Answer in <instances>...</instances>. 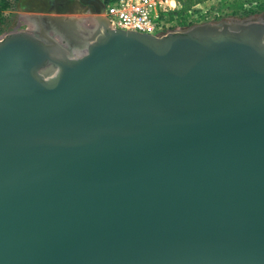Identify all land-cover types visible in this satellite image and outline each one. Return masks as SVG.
<instances>
[{"label":"water","instance_id":"95a60500","mask_svg":"<svg viewBox=\"0 0 264 264\" xmlns=\"http://www.w3.org/2000/svg\"><path fill=\"white\" fill-rule=\"evenodd\" d=\"M102 14L0 41V264H264V23Z\"/></svg>","mask_w":264,"mask_h":264},{"label":"built area","instance_id":"2783aa9c","mask_svg":"<svg viewBox=\"0 0 264 264\" xmlns=\"http://www.w3.org/2000/svg\"><path fill=\"white\" fill-rule=\"evenodd\" d=\"M202 4L180 17L178 0H105L102 16L111 30L164 37L207 23L212 10Z\"/></svg>","mask_w":264,"mask_h":264},{"label":"rangeland","instance_id":"374dc122","mask_svg":"<svg viewBox=\"0 0 264 264\" xmlns=\"http://www.w3.org/2000/svg\"><path fill=\"white\" fill-rule=\"evenodd\" d=\"M232 1L233 0H225L221 2L220 0H213L209 5L212 12H208L209 18L206 20V24H216L220 22H252L255 20L261 22V19L264 18V11L258 10L255 6H233ZM90 11L88 9L73 8L67 9L65 12L55 16H45L50 14L18 9L17 2L11 0L9 1L8 9L2 11L0 15V41L7 35L19 31H29L36 34L38 32V19L42 20V22H40L41 24L43 23L42 25L45 24L46 27L55 29L48 20H43L44 18H61L66 21L70 20L73 23L80 20L84 22L88 30H92L96 27V22L93 18L97 15L93 14L92 10ZM54 31L56 32V29ZM82 55L83 53H80L77 57Z\"/></svg>","mask_w":264,"mask_h":264},{"label":"crops","instance_id":"0c3cea01","mask_svg":"<svg viewBox=\"0 0 264 264\" xmlns=\"http://www.w3.org/2000/svg\"><path fill=\"white\" fill-rule=\"evenodd\" d=\"M15 1L17 2L18 9L35 11L38 13L45 12L50 14L45 16H55L57 14L65 12V10L67 9H73V8L86 9V10L88 9L89 11L92 10V7L90 5V0H15ZM212 1L213 0H209L203 3L202 5L199 6V8H203V9L208 8ZM98 13L99 12H97L96 15H98ZM40 20L41 19H38L37 25H39V23L42 22V20L41 21Z\"/></svg>","mask_w":264,"mask_h":264},{"label":"bare ground","instance_id":"6f19581e","mask_svg":"<svg viewBox=\"0 0 264 264\" xmlns=\"http://www.w3.org/2000/svg\"><path fill=\"white\" fill-rule=\"evenodd\" d=\"M261 23H264V18L261 19ZM43 26L46 27L45 24ZM49 30L54 37H56L61 43H63L67 48L71 50L74 56H77L78 54L84 53L86 51V49L81 48L76 43L78 35L89 32L88 28L85 27L84 22L80 20L75 21V23H73L72 26L69 27L68 25L67 26L63 25L61 30L57 29L56 32L52 27H49Z\"/></svg>","mask_w":264,"mask_h":264},{"label":"trees","instance_id":"16d2710c","mask_svg":"<svg viewBox=\"0 0 264 264\" xmlns=\"http://www.w3.org/2000/svg\"><path fill=\"white\" fill-rule=\"evenodd\" d=\"M9 1L11 0H0V15L1 12L8 9ZM209 0H178L179 10L177 14L180 17L186 16L195 6L205 3ZM221 2L225 0H220ZM233 6H255L258 10L264 11V0H233Z\"/></svg>","mask_w":264,"mask_h":264},{"label":"flooded vegetation","instance_id":"af4514ba","mask_svg":"<svg viewBox=\"0 0 264 264\" xmlns=\"http://www.w3.org/2000/svg\"><path fill=\"white\" fill-rule=\"evenodd\" d=\"M104 3L105 0H90L93 14H97V12L103 9Z\"/></svg>","mask_w":264,"mask_h":264}]
</instances>
